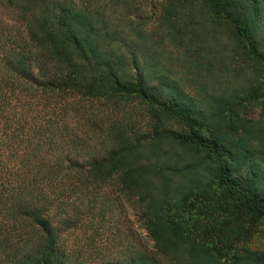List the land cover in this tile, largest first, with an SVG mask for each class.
Wrapping results in <instances>:
<instances>
[{"label": "trees", "instance_id": "1", "mask_svg": "<svg viewBox=\"0 0 264 264\" xmlns=\"http://www.w3.org/2000/svg\"><path fill=\"white\" fill-rule=\"evenodd\" d=\"M104 1L0 0L21 26L0 23V264H83L64 236L107 188L148 243L102 264H264L247 243L264 224V0H158L197 56L184 78Z\"/></svg>", "mask_w": 264, "mask_h": 264}, {"label": "rangeland", "instance_id": "2", "mask_svg": "<svg viewBox=\"0 0 264 264\" xmlns=\"http://www.w3.org/2000/svg\"><path fill=\"white\" fill-rule=\"evenodd\" d=\"M161 12L162 5L158 0H118V8L114 16L119 26L122 27V36L126 37L129 42L133 40L131 47H143V40L148 37L151 52H155L157 49V57L160 56V60L166 66V71L171 76L181 78L191 76L189 74L192 71L190 56H197L193 51H188L185 46L179 45L172 35L166 33L165 27L160 23ZM121 16L126 18L124 20L127 22L125 27L120 25L119 18ZM5 18H9V25H5L6 30L9 31V36L21 31V26L12 19L11 12L0 9L1 26L4 25ZM32 98L34 97H31V100H27V102H31L35 109L34 111L31 109L32 112L29 113L28 119L30 122L37 123L38 117L41 118L40 115L42 114L38 112V100ZM107 111L110 113L111 109L109 108ZM93 112L91 114H94ZM115 112L119 117L128 121L136 123L141 121L137 124L139 126L143 123L142 115L138 109L119 107L116 108ZM69 116L75 117L73 112ZM3 125L4 119L0 118V152H5L9 157V146ZM20 142L14 147L23 149L26 147L25 144H28L25 140ZM76 201L79 204L82 203L80 200ZM97 202L99 210L90 213L80 211L78 214L79 228L70 234L66 232L64 236V244L73 251L83 264L121 261L126 253L129 255L130 252L145 247L148 242L138 221L136 211L123 196L115 190L107 188L101 192ZM101 205L107 209L104 216H101ZM247 243L250 247L261 249L264 252V224L259 225L258 232Z\"/></svg>", "mask_w": 264, "mask_h": 264}]
</instances>
